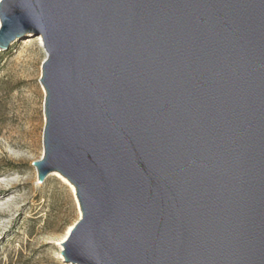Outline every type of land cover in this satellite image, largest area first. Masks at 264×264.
<instances>
[{
    "label": "water",
    "instance_id": "water-1",
    "mask_svg": "<svg viewBox=\"0 0 264 264\" xmlns=\"http://www.w3.org/2000/svg\"><path fill=\"white\" fill-rule=\"evenodd\" d=\"M27 34L66 262L264 264V0H0V50Z\"/></svg>",
    "mask_w": 264,
    "mask_h": 264
},
{
    "label": "rangeland",
    "instance_id": "rangeland-1",
    "mask_svg": "<svg viewBox=\"0 0 264 264\" xmlns=\"http://www.w3.org/2000/svg\"><path fill=\"white\" fill-rule=\"evenodd\" d=\"M35 37L0 50V264H74L61 254L79 218L74 196L54 172L39 182L32 165L43 152L44 126L45 50Z\"/></svg>",
    "mask_w": 264,
    "mask_h": 264
},
{
    "label": "bare ground",
    "instance_id": "bare-ground-1",
    "mask_svg": "<svg viewBox=\"0 0 264 264\" xmlns=\"http://www.w3.org/2000/svg\"><path fill=\"white\" fill-rule=\"evenodd\" d=\"M27 38H29V37H27ZM28 40H29V39H28ZM34 40H35V41L38 43V45H39L40 47H42V49H43L42 39H41V37H40V36H36ZM40 84H41V83H40ZM41 87H42V89H43V91H44V88H43L42 84H41ZM52 174L56 175L60 180H62L65 184H67V185L69 186V189H70L72 195L74 196V191H75V190H74V187L68 182V180H67L64 176H62L60 173H58V172H54V173H52ZM75 201H76V200H75ZM75 203H76V205H77L78 216H80V210L78 209V204H77V202H75ZM71 226H72V225H71ZM71 226H69V227L67 228L66 233H65V235H64V237H63V240H64L65 237L67 236V234H68V232H69Z\"/></svg>",
    "mask_w": 264,
    "mask_h": 264
}]
</instances>
